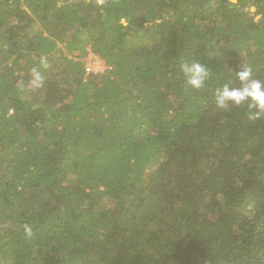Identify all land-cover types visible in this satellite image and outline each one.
Wrapping results in <instances>:
<instances>
[{"label":"trees","instance_id":"16d2710c","mask_svg":"<svg viewBox=\"0 0 264 264\" xmlns=\"http://www.w3.org/2000/svg\"><path fill=\"white\" fill-rule=\"evenodd\" d=\"M245 66L264 0H0V264H264V114L215 102Z\"/></svg>","mask_w":264,"mask_h":264},{"label":"clouds","instance_id":"9594fccd","mask_svg":"<svg viewBox=\"0 0 264 264\" xmlns=\"http://www.w3.org/2000/svg\"><path fill=\"white\" fill-rule=\"evenodd\" d=\"M98 3L102 4V0H98ZM253 11H255L253 9ZM123 27L128 26V20L126 17H122L119 21ZM42 68H47V58L42 57L40 60ZM180 70L186 77V83L193 89H200L207 76L208 70L200 64L196 63H182ZM253 68L251 66L242 67V69L236 72V79L239 82V87H229L224 85L221 88L216 89L215 102L218 108L225 109L229 103L233 105H241L246 101H250L251 105H254L256 112L249 116V119L255 120L264 114V84L259 80L252 78ZM31 84L33 87H39L43 83L44 76L41 69L33 67L30 70ZM250 105V107H251ZM23 230L26 236L32 235V229L30 225H24Z\"/></svg>","mask_w":264,"mask_h":264},{"label":"built area","instance_id":"2783aa9c","mask_svg":"<svg viewBox=\"0 0 264 264\" xmlns=\"http://www.w3.org/2000/svg\"><path fill=\"white\" fill-rule=\"evenodd\" d=\"M110 67L107 66L100 58L90 56V53L87 57V63L84 66L85 75H101L104 74L106 70H109Z\"/></svg>","mask_w":264,"mask_h":264},{"label":"rangeland","instance_id":"374dc122","mask_svg":"<svg viewBox=\"0 0 264 264\" xmlns=\"http://www.w3.org/2000/svg\"><path fill=\"white\" fill-rule=\"evenodd\" d=\"M254 9V8H253ZM253 9L252 8H250V12H251V14H253ZM256 19H258V17H256ZM90 56H92V54L90 53Z\"/></svg>","mask_w":264,"mask_h":264},{"label":"water","instance_id":"95a60500","mask_svg":"<svg viewBox=\"0 0 264 264\" xmlns=\"http://www.w3.org/2000/svg\"><path fill=\"white\" fill-rule=\"evenodd\" d=\"M253 9V8H252Z\"/></svg>","mask_w":264,"mask_h":264}]
</instances>
